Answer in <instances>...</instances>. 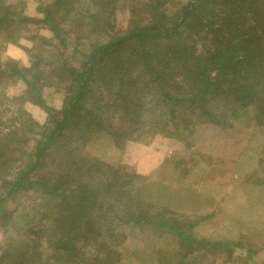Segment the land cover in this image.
<instances>
[{"label":"rangeland","instance_id":"1","mask_svg":"<svg viewBox=\"0 0 264 264\" xmlns=\"http://www.w3.org/2000/svg\"><path fill=\"white\" fill-rule=\"evenodd\" d=\"M53 1L5 0L6 7H15L29 22L22 25L25 31L20 36L16 35L17 32L12 33L14 37L11 44L5 42L8 38L3 33L4 37L0 40V62L2 65H13L21 72L22 68H29L32 63L39 62L40 66L35 71L43 68L46 74L37 81L41 88L42 106L17 100L24 90L19 80H1L0 150L3 147L11 150L10 146L16 147L17 141L38 136L49 125L51 116L61 111L71 78L62 81L51 74L50 69H58L62 60L78 68L85 60L83 54L91 46L123 36L132 21L147 24L154 15L150 0H111L114 10L113 29L104 24L97 25V30L89 35L85 26L89 19L82 10L90 6V0H75L77 3L70 11L71 15L66 17V23L61 24L66 33L62 34L65 37V43L62 44H66L63 47L59 44L60 40H52L53 34L42 24L33 22L42 18L39 6L50 5ZM186 1L190 0L154 2H157L158 13L166 10L168 16L169 11L182 7ZM220 1L213 0L208 10L194 16L193 28L187 30L188 36L184 42L180 41L182 46H197V50L201 48V53L225 47L226 42L206 46L200 42V37L210 36L208 29L219 27L218 31L223 30L221 26H227L232 19L223 25L228 13ZM257 1L263 4H259L258 10L244 13L248 20L234 26L230 33L236 30L239 35L243 34L248 30V25H255V21L250 19L254 15V19L262 21L260 25L263 28L264 0ZM63 10L64 16L66 11ZM255 27H258L257 24ZM38 38H43L49 44ZM160 40L161 44L153 40L154 46L136 43L139 55L148 48L153 49L156 55L152 65L150 62L145 65L142 59L137 62L133 59L131 62L126 61L125 53V56L121 55L120 61L107 65L114 70L125 67L139 73L133 76L132 86L126 87L132 94L130 102L138 99L139 108L134 109L137 112L133 114L131 122L126 119V112L120 111L121 115L115 117H121L118 124H113L117 127L116 131H129L124 137L110 141L100 136H89L90 141L83 151L91 159L116 168L121 176L117 186L109 192L101 184L90 191V195H93L92 200H89L91 205L85 208L87 212L78 220L70 219L65 214L59 216L62 218V228L70 232L73 230L77 238L74 240H78L74 242V249H67V253L50 249L45 253V243L54 241L44 240L45 236L62 234L48 223V211L55 207H44L39 193L24 191L17 193L14 200L6 202L2 207L6 212L0 216V252L5 247L6 252L2 254L7 259L2 260L1 264H39V259H46L40 264H85L82 259L75 258V252L78 244L79 247L84 244L92 246L93 240L88 236V226L92 221L99 222V226L109 224L116 231L114 239L106 240L108 247L114 250L107 255L111 260L101 264H113L112 261L115 264H264V125L258 126L254 117L249 115L239 118L229 128H223L224 124L201 123L194 116L198 113L191 112L194 107L187 101L180 104L164 101L162 95L150 87V79L157 80L159 88L172 94L177 92L176 83H180L186 74L180 76L174 69L173 72L166 70L173 60L167 49H170V44L177 42V38L172 37L170 42ZM60 52H63L64 57H61ZM126 53L130 54L128 50ZM160 61L167 63L158 65ZM95 82L102 83L99 78H95ZM97 83L94 86L98 87ZM121 84L119 82L118 87ZM181 88L183 93L188 92L185 86ZM101 89H96L93 97H97V90ZM187 95L190 96V93ZM185 110L186 113L182 115ZM247 116L251 118L250 121ZM57 118L59 114L55 116ZM71 137L75 140L73 149L82 147V139H76L75 133ZM58 161H62V158ZM37 172L39 176L42 175V172ZM89 173L79 179L86 180ZM125 175L128 179L124 182L120 177ZM66 192L58 194L61 198L56 199L57 203L64 199ZM72 195L70 201L74 207L73 212L78 213L77 208L81 203L77 199V192ZM97 204L102 206V210L97 209ZM172 211L177 215L170 219ZM12 212L13 217L9 216ZM199 214L210 215L211 220L192 230H188L193 225L192 220L180 224L183 216L194 219ZM133 216L147 219L142 224L128 222L127 218ZM160 225H166L167 228L161 229ZM173 226L178 232L192 235L202 242L198 246L194 245L191 250L192 245L189 243L181 244L183 240H175L178 232L169 230ZM32 227L35 231L30 234L28 230ZM10 241L15 246L12 247ZM114 256L118 257V262ZM27 257L30 260L26 261Z\"/></svg>","mask_w":264,"mask_h":264},{"label":"trees","instance_id":"2","mask_svg":"<svg viewBox=\"0 0 264 264\" xmlns=\"http://www.w3.org/2000/svg\"><path fill=\"white\" fill-rule=\"evenodd\" d=\"M154 1L150 0V8L152 15H154L147 24H136L135 21H132L125 35L108 39L103 43L97 42L83 54L85 60L78 68L73 67L70 62L62 60L58 69H50V73L62 81L71 78V84L66 87V98L61 111L51 116L49 125L38 136H29L24 140L17 141L16 147L10 146L11 150L6 147L0 150V216L6 212L2 208L4 204L14 200L17 193L24 191L33 190L39 193L40 198L43 199L44 207L50 205L55 207L48 211V223L51 224L52 229L57 228L58 232H62V234L45 236L44 240H54L45 243V253L50 249L67 253V249H74V242H78V240H74L77 238L73 230L70 232V230L67 231V228L65 230V227L62 228L63 223L60 225L62 218L59 216L65 214L70 219L78 220L82 214L87 212L85 208L91 205L89 200L93 195H90V191L95 186L98 188L101 184L106 192L117 186V181L121 176L118 174V170L107 167L102 161L91 159L83 150L90 139V135L114 141V138L124 137L129 132L116 131L117 127L113 124L119 123L121 117L119 119L115 117L121 115L120 111L128 114L126 119L129 122L132 121L133 114L137 112V107L139 108L138 99L130 102L132 94L126 90V87L132 86L133 76H137L139 73L125 67L114 70L107 65L114 64V61H120L123 53L127 55H124L126 61L131 62L133 59L137 62L142 59L145 65L149 62L152 65L156 55L153 49L148 48L139 55L136 43L143 46L148 44L154 46L153 40H156V44H161L162 40L160 39H166L170 42L172 37L177 38V42L170 44V49H167V53L171 54L173 60L171 66L166 69L169 72L174 69L179 72L180 76L182 73L186 74L185 77L181 78L180 83H176L178 84L177 92L167 93L159 88L157 80L150 79V87L156 89L164 101L169 104H180L187 101L194 107L191 112L198 113L194 116L201 123L224 124L226 126L223 125V128H229L239 118L249 115L254 117L258 126L263 127L264 125V25L261 29L262 21L254 19L253 17H256L254 15L250 16V19L255 21L257 28L250 24L248 30L241 35L236 30L230 33L234 26L248 20L244 13L258 10L259 4H263V2L257 0H221L220 3L224 11L228 13L224 18L223 25L232 19L227 26H221L223 30L218 31L219 27L215 30L208 29L207 33L210 36L208 38L206 36L200 37V42L203 46L226 42L225 47L216 48L213 51L206 49L207 51L201 53V48L197 50V46L194 45L192 47L182 46L180 41L184 42L188 36L187 30L193 28L194 16L205 9L208 10V7L214 3L213 0L186 1L182 7L169 11L168 16L165 13L166 10H160L158 13L157 2ZM76 3L75 0H54L50 5H40L39 13L42 18L33 20V22L42 24L53 34L52 40H60L59 44L65 47L66 44H62L65 43V37H62V34L66 35V33L63 32L61 24L66 23L65 19L71 15L70 11ZM90 7H92L93 12ZM63 8L66 11L64 16ZM107 10L110 11L107 12ZM5 11L10 13L5 14ZM82 11L85 17L89 19V22L85 24L87 26L86 33L89 35L97 30V25L104 24L113 29L114 10L111 0H90V6L88 8L86 6ZM26 22H29L28 19L21 16L20 11L15 10V7H6L5 0H0V40L5 34V37L8 38L5 42L11 44L15 32L19 36L23 34L25 26L22 25ZM237 30L240 29L237 28ZM38 39L49 44L43 38ZM126 50L130 54H127ZM239 50L241 54H239ZM60 53L61 57H64L63 52ZM131 56L133 58H129ZM166 63L160 61L158 65ZM39 66V62H34L31 67L22 68L21 72L19 68L13 67V65H2L0 62V83L3 78L4 80H19L24 85V90L17 97V100L42 106L41 88H39L37 81L46 72L43 68L35 71ZM33 71L31 79L28 78ZM153 77L157 78L156 76ZM95 78H99L102 83L95 82ZM192 79V83H188ZM119 82L123 84L120 87H118ZM95 83L99 86H94ZM182 86H185L188 92L183 93ZM95 88H103L97 90L99 93L97 97H93ZM188 93L190 96L187 95ZM134 109L136 110L134 111ZM185 113L186 110L183 111L182 115ZM58 114L59 118L55 119ZM249 116L247 119L250 121ZM74 133L77 135L76 139H82V147L78 146L79 148L73 149L75 140L71 136ZM39 136L41 137L38 139ZM9 140L14 142L10 138ZM0 145L2 146V143ZM59 158H62V161H58ZM71 166L73 169L70 170ZM60 169L61 173L58 172ZM37 171L42 172V175L39 176ZM88 172L90 173L86 180L79 179ZM120 178L124 182L128 179L127 175ZM61 192H66V196L60 203H57L56 199L61 198L58 195ZM74 192H77V199L81 203L80 207L77 208L78 213L73 212L74 207L70 201ZM122 193L126 194L124 191ZM97 209L102 210V206L97 204ZM175 215L177 214L174 211L170 212V219L175 218ZM9 216L13 217V212ZM209 216L199 214L194 219L183 216L180 224L192 220L193 225L188 228V230H192L211 220ZM133 217L127 218V221L142 224L147 219L146 217ZM159 227L161 229L167 228L166 225ZM88 228V236L93 240L92 246L84 244L79 247L78 244L75 258L82 259L85 264H101L103 261H110L111 259L107 255L113 253L114 250L108 247L106 240L116 237L115 229L109 224L99 226V222L95 221H92ZM174 228L175 226L169 230L178 232ZM34 231L33 227L28 230L30 234H33ZM175 240H183L181 244L189 243L192 245L191 250L194 249V245L198 246V243L202 242L184 232H178L175 235ZM11 246L15 245L12 243ZM11 246L8 247L12 248ZM2 252H6L5 247L1 248L0 264L2 260L7 259ZM114 258L117 259V262L119 261L118 257L114 256ZM27 260L30 258L27 257ZM39 260L37 262L40 264L46 259ZM112 263L115 264L114 261Z\"/></svg>","mask_w":264,"mask_h":264}]
</instances>
